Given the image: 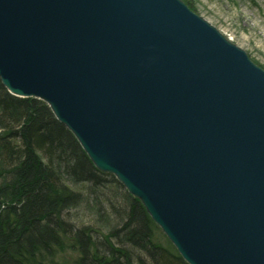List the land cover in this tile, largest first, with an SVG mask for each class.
Wrapping results in <instances>:
<instances>
[{
  "label": "water",
  "instance_id": "obj_1",
  "mask_svg": "<svg viewBox=\"0 0 264 264\" xmlns=\"http://www.w3.org/2000/svg\"><path fill=\"white\" fill-rule=\"evenodd\" d=\"M0 80L188 264H264V70L184 2L0 0Z\"/></svg>",
  "mask_w": 264,
  "mask_h": 264
},
{
  "label": "trees",
  "instance_id": "obj_2",
  "mask_svg": "<svg viewBox=\"0 0 264 264\" xmlns=\"http://www.w3.org/2000/svg\"><path fill=\"white\" fill-rule=\"evenodd\" d=\"M109 177L46 103L15 97L0 82V264H57L69 252L73 264H188L155 239L138 199L106 197ZM93 195L102 201L92 210L116 219L98 238L68 217Z\"/></svg>",
  "mask_w": 264,
  "mask_h": 264
},
{
  "label": "rangeland",
  "instance_id": "obj_3",
  "mask_svg": "<svg viewBox=\"0 0 264 264\" xmlns=\"http://www.w3.org/2000/svg\"><path fill=\"white\" fill-rule=\"evenodd\" d=\"M181 1L184 2L185 5L196 15L216 28L229 42L231 41L230 43L244 51L255 65L264 70V0ZM106 174L112 176L108 178L111 184L110 188L106 190V197L113 199L123 197L124 193L131 195L125 186L118 181L116 176L110 173ZM112 180H116L117 182L114 183ZM102 192L103 191H100L98 193L101 194ZM95 201L100 202L102 199L98 195H93L90 199L86 200V203H88L86 205L90 206L84 205L79 209H74L70 211L68 217L71 218V223L75 222V224L78 226L89 225L88 227L94 231V235L98 238L101 234L105 235V229H107L108 225L116 224V219L111 216L109 212L106 216H99L98 213H95V210H92ZM155 239L164 246H167L169 243H171L166 234L158 225L157 229L155 230ZM76 256L77 254L74 255L72 252H69L57 258L56 261L57 264H73Z\"/></svg>",
  "mask_w": 264,
  "mask_h": 264
},
{
  "label": "bare ground",
  "instance_id": "obj_4",
  "mask_svg": "<svg viewBox=\"0 0 264 264\" xmlns=\"http://www.w3.org/2000/svg\"><path fill=\"white\" fill-rule=\"evenodd\" d=\"M231 42V41H230ZM94 164V163H93Z\"/></svg>",
  "mask_w": 264,
  "mask_h": 264
}]
</instances>
